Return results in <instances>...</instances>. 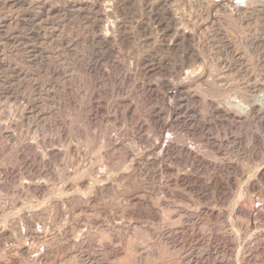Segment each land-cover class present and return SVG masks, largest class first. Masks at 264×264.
<instances>
[{
	"label": "rangeland",
	"instance_id": "374dc122",
	"mask_svg": "<svg viewBox=\"0 0 264 264\" xmlns=\"http://www.w3.org/2000/svg\"><path fill=\"white\" fill-rule=\"evenodd\" d=\"M50 1L47 4L49 7H41L39 4L35 3L30 4L19 1L16 5L17 2L12 4V0H6V2H4V0H0V116L4 115V109L7 110L18 106L20 108L33 103L35 105V116L31 117L29 120L27 119L28 117L18 118L16 127L17 132L25 136V140H31L33 137H38L39 140L46 138L53 141L56 145H58L59 142L61 144L67 143L69 147L68 153L65 156H61L57 158V161H54L53 170L55 174L51 179L52 188L49 189L50 192L47 191L45 198L39 197L40 201L38 200V197H18L16 196L14 189L17 186L19 178L22 179L31 177L38 179L39 176L42 178L44 175L43 171L40 173L41 170H36L34 166L20 163V161L16 160L9 151L3 150L1 148V144L6 139L3 136H0V165L15 166L16 168V172L12 176L13 179H11L8 186L1 191L5 196V200L8 202V205L6 207L5 214L0 217V228H4L10 233L13 230L12 233H16L15 238L17 237L16 239L18 240L17 241L15 239L14 244L13 241L9 242L10 244L6 243L8 251L6 250L4 253L0 254V262L5 264L6 262L9 263L11 261H15L17 264H36L29 258L28 255H19L16 252L15 245H25V243L26 245H32L37 243V235L44 230L46 226L43 220H45V214H48L49 212V205H47L48 202H55L59 199L61 200V198L66 199L68 197L72 203L70 202V207L67 206L66 208L67 210H70H68L69 214H66L67 216L69 215V217L64 220V217L62 216L60 217V220L58 219L57 223L55 222L54 227L56 234H62L60 229L63 225L62 221H66L65 224L71 225L75 221H80L82 223L86 220V218H89L91 220L102 221L103 223L104 220L107 223H110L109 221L111 220V222L115 221L118 222V224H121V220L124 217L123 215H125L123 211L130 209L135 210V207L128 202L129 197H142L143 195L147 196L151 203L154 202L152 203L154 206L157 204L156 207H154L157 213H155L156 215H153L154 213L152 212L149 218L144 219H140L139 217L137 218L136 215L132 214V218L130 216V219L133 222H130L132 224H136L137 221L140 223H142L143 220V222L147 221L144 225H149L152 229L160 230V233L163 236V233H165L166 230H163L160 225L166 218L169 217V215L170 217L173 216L172 213L167 212L165 209L163 210L160 205L164 199L165 202L168 201L167 198H164L165 194L159 190L153 189V187H155L153 185L156 179H146L142 182V175L139 173H136L137 175L126 174V168L128 165L123 161L122 152L120 150L113 152V150H110V145L113 141L116 142L119 139H121V141L125 139L124 141H127L129 145H136L137 148L142 149L144 154L153 155L157 152L156 149L161 147L163 140L169 136L175 139H183L185 142L191 143L192 145H198V143H201V141H198V136L191 134L192 132L190 133L185 131L183 127H171L165 125L161 127L151 126L147 130L149 139L145 143L138 142V139L135 136L124 135L123 131H119L122 129L120 127L121 125L119 126L118 124L115 129L113 126L106 128V130L101 128L100 135L97 136H93V132L91 131L92 136L95 137L94 139L91 136V133H89L90 130H92V127L90 128V126H86V122L84 120L85 112L90 107V103L93 105L95 104L94 106L98 104V106L100 105L102 108L104 107V109L107 106L106 109L112 111L116 109V101L125 97L134 99L140 94L138 93L139 91L137 92L131 87V83L129 82L125 83L126 85L124 84L121 89L117 88L113 81L112 72L107 67V58L105 56L101 57V53H95L93 50L96 46L95 43L92 42L93 32L88 28L89 23L87 19L78 14L74 16V13L68 11L69 9L66 7L59 11L62 15L60 13L58 14V12L53 13L52 8L60 6L62 9L63 6L59 2L52 0L51 2L56 3L54 4L50 3ZM137 1L136 4L134 3V8L130 10L131 12H126L128 16H120L122 21L125 20L124 24L126 30L123 32L126 36H124V40L116 42L118 43L115 45V49H117V51L115 50L113 53V58L115 60L118 59L117 61H119L124 68H129L131 66V62L134 63L135 60H145L146 62L148 61L147 64L153 66L152 71L146 75L148 78L143 76L145 79L150 81L153 80L152 82L157 80L162 81L165 79L173 82L175 73L172 72V70L174 71L180 64L190 63L189 65H191L196 62L195 65L200 66L203 71L207 72V75H211L214 78L218 76L219 78H215L218 80V83L222 81V84L224 82V85L219 86V89L223 88L225 91L229 89V92H234L233 94H236V91L238 92L250 89V87H252L251 84L260 85V83L264 80V55H262L259 51L248 52L244 46L245 40L247 39L245 38L247 37V28H259L264 26L259 17V10L261 8L260 0H222L221 2H224V4L226 3V5L228 4L230 9H227L236 14L231 18V20L228 16V11L226 12L224 10V12L214 0H173V4L171 3L170 6L173 5L174 8H172L174 14L176 13L178 18L181 17L183 19L179 18L178 22L180 24L182 23V27L188 29L191 33L189 42L187 41L185 44L176 43V46L171 44V39L169 38L171 35L163 26L164 23L161 24V28L159 27V24L153 23L150 29H145L146 31L141 30V28H138L136 24H133L137 23V21L140 22L143 20V17L145 18L147 15L145 14L147 13L145 9L143 11L141 3ZM136 5L139 6L136 7ZM234 5L237 6V8L235 6L236 10L234 9ZM65 8L66 12L64 13ZM134 9L136 11L141 10V13L138 11L136 12ZM241 9H246V11H248H245L244 13L242 10L240 12ZM135 12L137 14H133ZM69 13L71 15H69ZM131 18H133V20ZM126 19L131 20L128 21ZM249 21L250 23H248ZM215 29H219V31H221L222 36L220 38L215 35ZM160 31H162V34ZM126 32H128V34H126ZM133 35L135 36L133 37ZM123 41L125 42L121 43ZM192 53L196 56L194 54L192 55ZM115 56L117 58H115ZM143 56L144 58H142ZM260 59H262L261 62ZM243 61H247L249 65L251 64L250 73H246L243 69L241 70V68L231 69L228 67L231 62H238L237 64H240ZM130 68L132 75L135 70L133 72L132 69L134 68L132 66ZM101 71L103 75L101 74ZM148 74L151 76L153 74L154 75L151 77ZM105 75H107V78H104ZM135 78H138V75H135ZM196 84H199L200 88ZM183 85L190 88L192 92H195L198 95L196 100L197 110L199 113L204 111L205 107L200 99L202 98V94L200 93L203 92L202 87L204 86V83L189 82ZM206 87H209V85ZM158 88L155 92L157 93L156 96H151L152 99H149L146 105H148L147 108L151 106L161 108L162 121L166 122L169 118L168 114H170L171 108H176V103H174L176 99L174 100V98H171L169 95L168 97L165 89L160 88L158 90ZM209 89L212 90V87H209ZM259 93L261 94L262 92L257 91L255 94L260 95ZM116 95L120 96V98ZM89 98L91 101H89ZM149 101L150 103L148 104ZM139 105L137 107L139 109L140 106H146L144 104ZM255 122H250L251 124H249L251 126L248 124L250 127H247H257L259 122ZM252 124L256 126H253ZM258 125H260V123ZM262 125L264 124L262 123ZM94 128L96 129V127ZM94 128L93 131L95 130ZM216 128L220 132L223 130L221 126H217ZM96 130L98 131V129ZM60 136L62 137L61 139H59ZM243 136L245 137V135ZM224 145L225 144L221 146V155H217L214 153L215 151L213 152V150L211 151L207 148H202V150H204L203 152L207 153L211 160L216 163H220L223 160L233 161L237 164L239 163L237 169L230 170L232 180L228 193L229 195H227L225 202H223V204L217 203V198H214V201L216 200L217 204L215 205L216 211L219 213L222 212L225 215L220 217L218 216V218L207 222V224H209L208 226L213 229L212 231L214 235L216 236L217 234L216 237H218L220 234L218 233L216 229L217 226L215 225H219L220 222L225 223L229 232L228 241L230 244L227 251V256L228 258L230 257L228 264H264V240L262 241V239H264V185H260V189L257 187L255 189L247 188V181L254 169V163L244 159L242 156L235 158L234 156L237 154L235 153L236 150H233L231 146L229 147L228 143H226L225 146ZM224 152L225 154H223ZM100 161H109L110 165H112L111 169L113 170L114 176L118 175V179H121L122 182L120 181V186L118 185V187L114 189L115 191L112 190L105 192V194L97 198L95 202L86 204L85 198L88 196L89 191L84 188L82 183L87 181L89 173L88 170L90 169L89 166L94 163H100ZM117 181L119 182V180ZM145 183H147V187H145ZM245 183L246 186H244ZM150 188H152V190ZM184 197H182V200L177 199L175 204H181L179 206H182V203L183 206H186V203L190 204V201L188 200L189 196L186 195ZM46 198H48V200H46ZM248 199L251 201L249 202ZM25 218H30L33 221L32 227L26 232L24 231ZM126 219L129 218L127 217ZM60 223H62L61 226H59ZM57 224H59V227H57ZM21 229H23V231ZM147 241L148 240H145L144 242L147 243ZM254 241L257 242L255 243ZM43 242L46 243V240H43ZM11 243L12 246H15H13V249ZM101 243L105 244L107 241L102 239ZM92 247H94L92 249L95 250L96 246L94 245ZM12 251L14 254H12ZM171 255L173 254L169 253L166 249L160 250L159 263L171 264L175 258V255H173L174 257ZM59 258L61 259L60 256H57L52 261V264H56ZM55 260L56 262L53 263ZM217 264H219V260Z\"/></svg>",
	"mask_w": 264,
	"mask_h": 264
},
{
	"label": "bare ground",
	"instance_id": "6f19581e",
	"mask_svg": "<svg viewBox=\"0 0 264 264\" xmlns=\"http://www.w3.org/2000/svg\"><path fill=\"white\" fill-rule=\"evenodd\" d=\"M19 1L27 2L30 4L35 3V4H39L41 7H46L50 0H37V1L12 0V4L17 2L16 3L17 5ZM51 1L50 3L56 4L55 2H59L63 6L62 9L60 8V6L59 7L55 6V8H52L53 13L58 12L59 14L60 13L59 11L63 10L64 7H66L69 9L68 11L74 13V16L78 14L84 16L83 18L87 19L89 23L88 28L93 32L92 42H94L96 46L94 47L93 50L95 53H101L100 54L101 57L105 56L107 58V67L112 72L113 81L117 86V88L121 89L125 83L129 82L131 83V87L134 88L137 92L139 91L138 93L140 94V95L138 94L139 96H137V98L134 99L132 97H131L132 99H130V97L129 98L125 97L119 101H116V109L112 111L106 109L107 106L104 109V107L102 108V106L100 105L98 106V104L94 106L95 104L93 105L92 103L89 102L90 107L88 106L89 108L85 112L84 120L86 122V126L88 125V127L89 126L90 128L92 127V130H90L89 132L91 133V136H92V132H93V136L100 135L101 128L106 130V128L108 127L110 128L111 126H113V128L115 129L116 125L118 124L119 126L121 125L120 127L122 129L119 131H123L124 135L135 136L137 137L138 142L145 143L149 139L147 130L151 126H155V127H161L163 125L171 126V127L181 126L183 127V129H185V131L190 133L192 132L191 134L198 136L199 137V138L197 137L199 139L198 141H201V143L200 144L198 143V145H192L191 143L185 142L183 139H177V138L175 139L169 136L165 140H163L161 147L156 149L157 152L153 155L144 154L142 149L137 148L136 145L135 146L129 145L127 141L126 142L124 141L125 139H123L122 141L121 139H119L117 140L118 142L115 140L116 142L113 141L112 144L110 143L111 144L110 150H113V152L120 150L122 152L123 161L126 162V164L128 165V167L126 168V174L135 175L136 173H139L140 175H142L141 178L142 182H144L143 180L146 179H151V180L156 179L157 182L155 180L154 185L151 184L155 186L153 187V189L159 190L165 194L164 198H167L168 201L165 202L164 199L160 203V205L162 206L163 210L165 209L167 212L172 213L173 216L170 217L169 215V217L166 218L163 221V223L161 222L162 223L160 225L161 228H163V230L164 229L166 230L165 233H163L164 234L163 236L161 235L160 230L152 229L149 225L148 226L144 225V223L147 221L143 222L144 221L143 220L142 223H140L136 220L137 221L136 224L131 223L133 222L130 219V216L132 218V214L136 215L137 218L139 217L140 219L141 218L144 219V218H149L152 212L154 213L153 215H156L155 213H157L154 208L156 207L157 204L154 206L152 204L154 202L151 203L150 199L147 196H143V195L142 197L139 196L129 197L128 202L129 204L131 203L133 207H135V210L130 209L127 211H123L125 215L122 214L124 217L121 220L122 221L121 224H118V222L115 221L111 222V220L109 221L110 223L105 222V220L103 223L102 221L99 220H91L89 218L88 219L86 218V220L82 223L80 221L77 222L75 221L71 225H68L65 224L66 221L63 222L61 220L63 225L61 226L62 223H60V225L57 224V227L61 226L60 229L62 231V234L60 233H59L60 235L56 234L54 227L55 222L57 223L58 219L60 220V217L62 216L64 217V220H66L67 217H69V215L68 216L66 215L69 214L68 212L69 209L67 210L66 208L67 206L70 207L71 205L70 204L71 200H69L68 197H67L68 199L66 197H65L66 199L64 198L62 199L60 197L61 198V200L59 199L60 201L58 200L55 202L54 201L48 202L47 205H49L48 206L49 212L46 210L48 212L47 214L45 211L46 217L45 220H43L46 226L44 230H42L37 235V239H38L37 243L32 245L30 244L26 245L25 243V245H22L19 244L18 242L19 245L18 246L15 245L16 252L19 255H25V256L28 255L29 258L36 264H52V261L57 256H60L61 259L59 258L57 262L56 259L53 263L56 262V264H160L159 263L160 250L166 249L169 253L175 255L174 261L172 260L173 262L171 264H217L218 260H219V264H228V262L230 261L229 260L230 257L228 258L227 256V251L230 246L228 241V234H229L228 229L225 223L223 222L222 223L220 222L219 225H215L217 226L216 229L220 234L218 237H216L217 234L216 236L214 235L212 231L213 229L208 226L209 224H207V222L214 220L215 218H218V216L220 217L225 215L222 212L219 213L218 211H216L215 205L217 204H216V200L214 201V198H217V203L223 204V202H225L227 195H229L228 193L230 190V184L232 180L230 176V170L237 169L239 163L237 164L236 162L228 161V160L226 161L223 160L220 163H216L211 160L210 156L207 153L203 152L204 150H202V148H207L211 151L213 150V152L215 151L214 153H216L217 155L219 154L221 155L222 154L220 152L222 149L221 146L223 144L226 145V143H228L229 147L231 146L233 150L234 149L236 150L235 153L237 154H235L234 156L235 158L242 156L244 159L254 163V169L252 170V172L250 171L252 174L250 178L248 177L249 179L247 181V188L255 189L257 187L260 189L261 187L260 185H264V125H262V123L264 124V80L261 82L262 84L260 83V85H254V84L252 85L250 83L252 86L250 87V89L248 90L245 89L243 91H238V92L236 91L235 92L236 94H233L234 92H229V89L227 91H225V89L223 88H221L223 90L219 89V86L224 85L223 84L224 82L221 84L222 81L220 80L221 82L218 83V80L215 79L218 76L214 78L211 75H207V72L203 71L200 66H196L195 65L196 62H195V64H191V65H189L190 63L187 64L184 63V64H180L178 67L175 66L176 69L174 71L172 70V72L175 73V78L173 79L174 80L173 82L170 80L167 81L166 79L162 81L157 80L155 82H152L153 80L150 81L148 79H145V77H143L146 76L147 73L152 71L153 68V66L147 64L148 61L146 62L145 60H137V61L135 60L134 63L131 62L130 65L134 68L132 69L133 72L135 70L134 74L131 75V68H130L131 66L129 68H124L123 65L119 63V61H117L118 59L115 60L113 58L114 55L113 53L115 52V50L117 51V49H115V45L118 43L116 42L117 41L119 42L120 40L121 41L124 40V36H126L124 34L126 30L124 24L125 20L122 21L120 16L126 17L127 15L126 12L127 11L131 12L130 10L134 8V3L136 4L137 0H53L55 2H51ZM172 1L173 0H138L137 2L141 3L142 5L141 7L143 8V11L145 9V11L147 12L145 14L147 15L145 18L143 17V20H141L140 22L137 21V23H133V24H136V26L138 28H141V30H145L147 28L150 29L153 23L159 24V27L162 26L161 25L162 23H164L163 26L165 27V29L168 30V33L171 35V37H169L168 35L166 36H168L171 39L172 45H175L176 43L185 44V42L187 41L189 42L191 33L190 31H188V29L182 27L183 25L182 23L181 25L178 22V19L179 18L182 19V18L181 17L178 18L176 13L174 14L173 12L174 7L173 5L170 6ZM214 1L221 7L223 11L224 10L226 12L228 11V16L230 17V20L234 15H236L233 11L228 10L230 9L228 4L227 5L226 3L224 4V2H221L222 0H214ZM4 2H6V0H4ZM260 3H261V8L259 10V17L264 25V0H260ZM138 6L136 5V7ZM235 6L236 5H234V9L236 10L237 6L236 8ZM66 8L64 13L66 12ZM242 10L243 9H241L240 12ZM243 11L245 13L246 9ZM136 12L133 14H137ZM138 12L141 13V10ZM69 15L71 14L69 13ZM133 18L131 19L133 20ZM248 23H250V21ZM128 32H126V34H128ZM160 32L162 34V31ZM246 34L247 37L245 38L247 39L245 40L244 43V46L246 47L245 49L248 52L259 51L260 53H262V55H264V26H261L259 28L249 27L247 28ZM215 35H217L220 38L222 36V33L221 31H219V29H217ZM134 36L135 35H133V37ZM124 42L125 41L121 43ZM193 54L194 53H192V55ZM115 58L117 57L115 56ZM142 58H144V56ZM261 60L262 59H260V62ZM237 63L238 62H231L228 67H230L231 69L241 68V70L243 69L246 73H250L251 64L249 65L247 61L246 62L243 61L240 64ZM101 74L103 75L102 71ZM107 75H105L104 78ZM135 75L136 76L138 75V78H140L141 76V78L140 79L135 78ZM189 82L204 83V86L202 87L203 92L200 93L202 94L201 96L202 98L200 97L199 98L202 100V104L204 105L205 110L200 113L198 112L196 106V100L198 95L195 92H192L190 88L183 85ZM207 85H209V87H212V90H210L209 87H206ZM197 86L200 88L199 84ZM157 88L158 90L160 88L165 89V92H167V96L169 95L171 98L173 97L174 100L176 99L177 101L174 102L176 103V108L175 107L174 109H172L173 107L171 108L170 114H168L169 118L166 122L162 121L161 108H157L156 106H151L147 108L148 105H146L147 101L149 99H152L151 96L153 95L156 96L157 93L155 92L157 91L156 90ZM257 91H260L262 93L261 94L259 93L260 95H256L255 93H257ZM118 97L120 98V96ZM90 98L89 101H91ZM149 103L150 101L148 102V104ZM139 104L140 105L144 104L146 106H140ZM138 105L140 106V109L137 108ZM34 107L35 105L33 103H30L20 108L18 106L16 108H9L7 110L4 109L3 110L4 115L0 116V136H3L6 139L1 144V148L3 150L9 151L15 157L16 160L20 161V163L29 166L30 165L34 166L36 170L39 169L41 170L40 173H42L43 171L44 174L42 178H40L39 176L38 179H34L31 177H26L22 179L19 178L17 181V186L14 189L16 196L18 197L24 196L26 198L38 197V200H40V198H45L47 191H49V189L52 188L51 179L52 176H54L55 174L53 170L54 161H57V158L61 156L62 157L65 156L68 153L69 147L67 143L61 144L59 142L58 145H56L54 144L53 141L48 140L46 138L45 139L42 138L41 140H39L38 137L37 138L33 137L31 140H25L26 137L23 136L21 133L17 132L16 130L17 119L28 117L27 119L29 120L31 119V117H34L35 116ZM253 121L259 122L260 125H258L259 124L258 123L257 127L249 128L251 126L250 122L253 123ZM217 126H221V128L223 129L221 130L222 132L217 130L216 128ZM94 127H96L98 131ZM93 128L95 129L94 131ZM243 135H245V137ZM61 138L62 137L60 136L59 139ZM93 138L95 139V137ZM108 149H109V144H108ZM223 154H225V152ZM94 164L90 165L91 167L89 166L90 169L88 168L89 173H88L87 181H84L82 183L84 188L89 191L88 196L85 198L86 204H91L95 202V200H97V198L105 194V192L114 190L115 188L118 187L119 183L122 182L121 179H118L119 178L117 177L118 175L114 176L113 170L111 169L112 165H110L109 161H103V162L100 161V163H96L95 165ZM15 172H16L15 166L0 165V217H2L5 214V210L8 205V202L5 200V196L2 194L1 191L8 186V183L11 179H13L12 176L15 174ZM117 180H119V182ZM145 184H146L145 187H147V183ZM244 186H246V183ZM150 189L152 190V188ZM186 195L189 196V198L188 197L187 198L190 201L189 202L190 204L186 203L187 204L186 206H183V203L182 206H179L181 204L179 205L175 204V201H177V199L182 200V197ZM46 200H48V198H46ZM127 217L129 219H126ZM25 219H24V231L26 232L32 227L33 221L30 218L29 219L25 218ZM21 230L23 231V229ZM12 232L13 230L10 233L4 228H0V254L4 253L6 250L8 251L6 243H9L11 241H13V244L15 243L14 241L17 238V237L15 238L16 233H12ZM102 239L106 240L107 243L102 244L103 243V242L101 243ZM43 240H46V243H44ZM145 240H148L150 243L148 241L147 243H145L144 242ZM263 240L264 239H262V241ZM94 245L96 246L95 250L92 249L94 248L92 247ZM12 254H14V252ZM7 263L8 262H6V264ZM0 264H5V263L0 262ZM8 264H17V263L15 261H11Z\"/></svg>",
	"mask_w": 264,
	"mask_h": 264
}]
</instances>
